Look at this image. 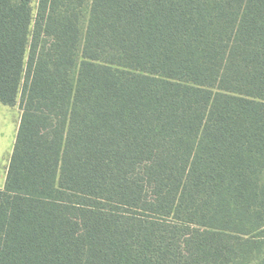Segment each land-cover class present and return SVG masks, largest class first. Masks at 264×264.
I'll use <instances>...</instances> for the list:
<instances>
[{
    "label": "trees",
    "instance_id": "16d2710c",
    "mask_svg": "<svg viewBox=\"0 0 264 264\" xmlns=\"http://www.w3.org/2000/svg\"><path fill=\"white\" fill-rule=\"evenodd\" d=\"M0 103V264H264V0H0Z\"/></svg>",
    "mask_w": 264,
    "mask_h": 264
},
{
    "label": "rangeland",
    "instance_id": "374dc122",
    "mask_svg": "<svg viewBox=\"0 0 264 264\" xmlns=\"http://www.w3.org/2000/svg\"><path fill=\"white\" fill-rule=\"evenodd\" d=\"M35 7L36 3L33 4V9ZM20 116L21 111L18 106L7 107L0 103V182L3 178V170L11 158Z\"/></svg>",
    "mask_w": 264,
    "mask_h": 264
},
{
    "label": "crops",
    "instance_id": "0c3cea01",
    "mask_svg": "<svg viewBox=\"0 0 264 264\" xmlns=\"http://www.w3.org/2000/svg\"><path fill=\"white\" fill-rule=\"evenodd\" d=\"M8 107V106H7ZM20 119H21V116H20ZM19 124H20V120H19ZM18 124V126H19ZM19 128V127H18ZM18 131V130H17ZM17 135V134H16ZM16 139V138H15ZM9 163H10V160L8 162V165L5 166L4 170H3V178L1 180V184H0V188H3L4 187V184H5V179H6V173H7V169H8V166H9Z\"/></svg>",
    "mask_w": 264,
    "mask_h": 264
}]
</instances>
